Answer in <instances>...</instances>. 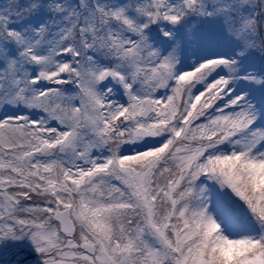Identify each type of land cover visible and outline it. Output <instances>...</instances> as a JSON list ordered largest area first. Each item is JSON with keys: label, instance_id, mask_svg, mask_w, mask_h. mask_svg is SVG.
<instances>
[{"label": "snow or ice", "instance_id": "6c2138e0", "mask_svg": "<svg viewBox=\"0 0 264 264\" xmlns=\"http://www.w3.org/2000/svg\"><path fill=\"white\" fill-rule=\"evenodd\" d=\"M0 264H264V0H0Z\"/></svg>", "mask_w": 264, "mask_h": 264}]
</instances>
